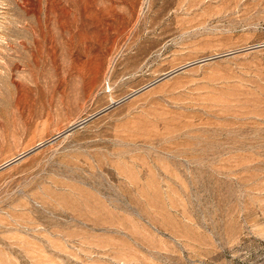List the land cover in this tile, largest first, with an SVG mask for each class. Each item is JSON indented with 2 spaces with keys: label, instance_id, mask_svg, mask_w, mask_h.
Returning a JSON list of instances; mask_svg holds the SVG:
<instances>
[{
  "label": "rangeland",
  "instance_id": "obj_1",
  "mask_svg": "<svg viewBox=\"0 0 264 264\" xmlns=\"http://www.w3.org/2000/svg\"><path fill=\"white\" fill-rule=\"evenodd\" d=\"M0 264H264V0H0Z\"/></svg>",
  "mask_w": 264,
  "mask_h": 264
},
{
  "label": "bare ground",
  "instance_id": "obj_2",
  "mask_svg": "<svg viewBox=\"0 0 264 264\" xmlns=\"http://www.w3.org/2000/svg\"><path fill=\"white\" fill-rule=\"evenodd\" d=\"M83 56H84V55H83ZM75 58H76V57H75ZM78 58H79V57H78ZM76 60H77V58H76ZM76 60H75V62H76ZM78 60H79V59H78ZM97 60H98V59H97ZM79 62H80V61H79ZM78 64H79V63H78ZM78 64H77V65H78ZM89 69H90V68H89ZM94 77H95V76H94ZM94 79H95V78H94ZM94 79H93V80H94ZM84 80H85V79H84ZM95 80H96V79H95ZM95 80H94V81H95Z\"/></svg>",
  "mask_w": 264,
  "mask_h": 264
},
{
  "label": "water",
  "instance_id": "obj_3",
  "mask_svg": "<svg viewBox=\"0 0 264 264\" xmlns=\"http://www.w3.org/2000/svg\"><path fill=\"white\" fill-rule=\"evenodd\" d=\"M8 164H9V163L5 164V166L8 165Z\"/></svg>",
  "mask_w": 264,
  "mask_h": 264
}]
</instances>
